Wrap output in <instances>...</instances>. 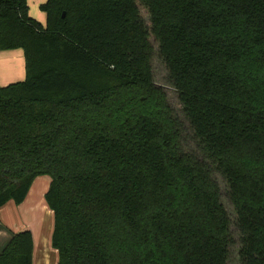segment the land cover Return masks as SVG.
<instances>
[{
  "label": "trees",
  "instance_id": "1",
  "mask_svg": "<svg viewBox=\"0 0 264 264\" xmlns=\"http://www.w3.org/2000/svg\"><path fill=\"white\" fill-rule=\"evenodd\" d=\"M40 8L0 0V209L49 175L58 264H264V0Z\"/></svg>",
  "mask_w": 264,
  "mask_h": 264
},
{
  "label": "rangeland",
  "instance_id": "2",
  "mask_svg": "<svg viewBox=\"0 0 264 264\" xmlns=\"http://www.w3.org/2000/svg\"><path fill=\"white\" fill-rule=\"evenodd\" d=\"M35 11L36 8L35 10L32 9V14H34ZM40 14H42V16H39V20L44 25H46L47 24L46 13L42 11V13ZM50 182H51V178L49 175H42L37 177L31 185V189H32L31 198L33 199V208L27 213H25L22 212L21 210L22 207L12 202L11 205L7 207V209H2L0 211V227L1 225L12 224L11 227H7L6 229L7 232H10V237L13 232L26 229L23 227H26L27 225L30 226V230L32 231L33 236L35 235L37 240L38 237H40V240L42 239V237L44 238V235H42V233H44L45 237H47V239L51 243L49 248L51 250L53 249L52 251L54 256L52 259V264H58L59 253L57 251L55 252V248L51 247L52 237L55 228L54 213L51 211L50 213L44 212V209H42V206L40 204L42 201L43 205L47 207L46 192L50 186ZM17 227L19 228V230H17ZM10 237L8 238V240H5V242H2L4 244L0 246V249H2L8 243Z\"/></svg>",
  "mask_w": 264,
  "mask_h": 264
},
{
  "label": "crops",
  "instance_id": "3",
  "mask_svg": "<svg viewBox=\"0 0 264 264\" xmlns=\"http://www.w3.org/2000/svg\"><path fill=\"white\" fill-rule=\"evenodd\" d=\"M45 1L46 0H28L29 12L33 17H35L38 20H39V16H42V14H40V13H42V11H41L42 9L40 8V6ZM35 8H36V11L34 14H32V9L35 10ZM26 73L27 72H26V64H25V55H24L23 49L17 48V49L0 51V86H6L10 83H14L17 81L24 80L26 78ZM31 191H32V189L30 188V191L28 193L26 200L22 204H19V206L22 207L21 208L22 212L27 213L28 211H30L33 208V199L31 198ZM11 203H12V201L9 202L8 204H6L4 207H2L0 209V211L2 209H7V207H9V205H11ZM40 204L42 206V209H44V212H46V213H50V211L53 212L48 207V205H47V207L44 206L42 201ZM4 216H6V215H4ZM11 226H12V224L1 225V227H0V246H2L4 244L2 242H5V240H8V238L10 237V232H7L6 229H7V227H11ZM27 226L23 227V228H26V229L29 228V230H30V226H28V227ZM17 230H19L18 227H17ZM23 230H25V229H23ZM16 232H18V231H16ZM16 232H13L11 234V237ZM42 235H44V238L42 237L41 240H40V237H38V240H37L35 235L33 236L34 241H35L33 264H52V259H53L54 255H53V251H52L53 249L51 250L49 248L51 243L47 239V237H45L44 233H42ZM2 249H0V252ZM56 251L57 250L55 249V252Z\"/></svg>",
  "mask_w": 264,
  "mask_h": 264
}]
</instances>
